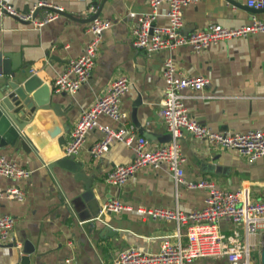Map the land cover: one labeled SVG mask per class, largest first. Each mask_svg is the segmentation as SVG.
<instances>
[{
    "label": "crops",
    "instance_id": "crops-1",
    "mask_svg": "<svg viewBox=\"0 0 264 264\" xmlns=\"http://www.w3.org/2000/svg\"><path fill=\"white\" fill-rule=\"evenodd\" d=\"M10 1L27 10L40 0ZM47 1L63 7L64 13L40 30L13 17L0 16V54L3 62L9 61L19 72L25 69L26 75H38L51 87L69 62L83 53L91 38L88 28L92 3L100 4V16L110 19L112 26L104 32L92 75L79 91L72 94L54 90L50 107L37 109L20 132L26 142L19 139L14 145L0 147L1 154L32 171L30 177L18 180L0 176V193L12 185L26 192L23 201L0 198V212L16 220L13 240L0 246V264H67V259L71 264H113L115 257L130 247L156 252L166 239L187 243V227H182L179 238L175 221L156 220L135 211L103 212L102 208L107 201L119 198L134 207L192 211L203 207L205 189L177 186L166 165L144 167L124 185L106 183L105 175L117 165L132 161L134 151L121 141H113L107 152L93 157L92 146L104 137L100 129L87 133L78 154L66 156L64 146L82 111L123 75L133 83L120 103L127 117L115 121L101 115L100 122L133 125L137 135L148 139L149 150L168 142L169 132L160 111L165 86L163 66L169 55L183 74L209 79L200 92L184 90L186 105L198 121L214 131L264 127V33L224 40L200 52L183 44L172 52L145 53L132 43L135 20L128 14L150 10L148 0ZM248 1L201 0L188 4L184 7L182 33L213 23L237 27L251 22L253 16L264 19V9L250 7ZM166 10L167 5L162 4L157 23H167ZM2 75L0 65V78ZM56 107L62 115L56 113ZM65 126L69 127L67 132ZM56 127L61 132L51 138L49 131ZM59 136H65V145L59 144ZM180 147L186 158V179H209L229 191L244 187L252 200L263 198L264 156L249 161L236 149L212 145L188 132L181 138ZM219 228L227 235L238 231L241 242L249 241L253 254H261L264 220L259 231L249 237L244 225L230 219H222ZM205 258L225 257H203L188 264Z\"/></svg>",
    "mask_w": 264,
    "mask_h": 264
},
{
    "label": "built area",
    "instance_id": "built-area-1",
    "mask_svg": "<svg viewBox=\"0 0 264 264\" xmlns=\"http://www.w3.org/2000/svg\"><path fill=\"white\" fill-rule=\"evenodd\" d=\"M199 1L201 0H148L150 10L130 11L129 17L135 20L132 30L133 45L145 53H152L163 50L172 52L183 44H189L195 51L200 52L224 40L243 38L252 33H264V19L253 16L251 22L237 27L213 23L185 35L182 33L184 7ZM162 4L167 5L164 14L168 20L166 24L157 23ZM248 5L263 9L264 0H249ZM99 11V3L89 6L90 16ZM63 12V7L47 0H40L27 10L15 7L10 0H0V16L13 17L39 30L59 18ZM111 26L112 21L100 15L91 21L88 28L91 38L83 53L72 59L66 70L51 83L57 92L75 94L89 80L104 32ZM163 78L165 86L160 115L171 135L168 142L149 150L146 148L148 139L137 135L133 125L110 126L100 122L101 115L115 121H124L127 117L120 109V103L133 83L123 75L114 79L103 95L98 97L91 107L82 111L70 141L64 146L66 156L78 154L87 133L100 129L104 137L92 146L93 157H100L107 152L113 141H121L134 151L132 161L117 165L105 175L106 183L124 185L144 167L160 168L166 165L177 186L184 185L207 191L203 207L192 211H184L179 207H134L119 198L107 201L102 208L103 212L135 211L144 217L175 221L179 238L182 227H187V243H182L180 239L176 243L166 239L156 252L130 247L122 250L113 260V264H188L203 257H225L228 264H252L253 248L250 242H241L238 231L230 235L222 233L219 223L222 219H230L236 225H244L248 237L256 234L264 220V196L261 200H252L249 190L244 187L229 191L217 187L216 183L209 179H186L183 169L186 158L181 151L180 140L185 132L192 133L212 145L236 149L249 161H255L264 156V127L247 131H214L191 115L184 94L186 89L202 91L209 84V79L203 75L183 74L170 55L164 60ZM31 174L30 169L0 153V176L18 180L28 178ZM0 198L23 201L26 192L18 185H12L0 193ZM15 222L12 215L0 212V246L13 240ZM66 263L71 264V259H67Z\"/></svg>",
    "mask_w": 264,
    "mask_h": 264
},
{
    "label": "water",
    "instance_id": "water-1",
    "mask_svg": "<svg viewBox=\"0 0 264 264\" xmlns=\"http://www.w3.org/2000/svg\"><path fill=\"white\" fill-rule=\"evenodd\" d=\"M100 12L101 10L96 15L90 16L89 21L99 16ZM1 56L0 54V65L3 66V75L0 78V147L7 144L14 145L19 139L26 142V136L21 135L20 132L25 129L37 109L50 107L55 90L38 75H26L25 69L19 72L17 66L9 65V61L3 62ZM140 102L137 100V104ZM55 111L58 115H62L57 112V107ZM65 129L67 132L69 127L65 126ZM60 132V127H56L49 131V135L55 138ZM169 137L171 139L170 134ZM58 142L65 145V136H59ZM260 255L261 263L264 264V242Z\"/></svg>",
    "mask_w": 264,
    "mask_h": 264
},
{
    "label": "rangeland",
    "instance_id": "rangeland-1",
    "mask_svg": "<svg viewBox=\"0 0 264 264\" xmlns=\"http://www.w3.org/2000/svg\"><path fill=\"white\" fill-rule=\"evenodd\" d=\"M252 264H262L261 263V255L255 256L254 254L251 256ZM227 260L225 258H205L196 261L194 264H226Z\"/></svg>",
    "mask_w": 264,
    "mask_h": 264
}]
</instances>
